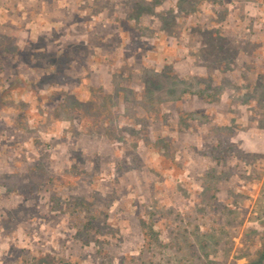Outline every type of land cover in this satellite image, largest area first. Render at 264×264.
<instances>
[{
    "label": "rangeland",
    "instance_id": "374dc122",
    "mask_svg": "<svg viewBox=\"0 0 264 264\" xmlns=\"http://www.w3.org/2000/svg\"><path fill=\"white\" fill-rule=\"evenodd\" d=\"M0 264H264V0H0Z\"/></svg>",
    "mask_w": 264,
    "mask_h": 264
}]
</instances>
